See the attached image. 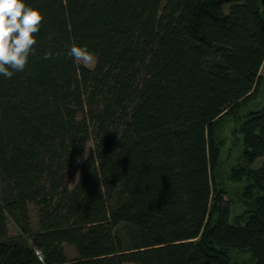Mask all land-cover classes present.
Segmentation results:
<instances>
[{"label": "trees", "instance_id": "1", "mask_svg": "<svg viewBox=\"0 0 264 264\" xmlns=\"http://www.w3.org/2000/svg\"><path fill=\"white\" fill-rule=\"evenodd\" d=\"M26 2L44 19L0 76V264H264V101L238 124L254 207L233 217L212 176L216 120L258 88L264 0Z\"/></svg>", "mask_w": 264, "mask_h": 264}, {"label": "rangeland", "instance_id": "2", "mask_svg": "<svg viewBox=\"0 0 264 264\" xmlns=\"http://www.w3.org/2000/svg\"><path fill=\"white\" fill-rule=\"evenodd\" d=\"M83 64V63H81ZM89 68L95 65V59L91 64H83ZM259 84L254 97L242 106L221 115L216 120L213 139L217 146V165L213 172V183L216 188L223 192L225 199L231 203L232 216L243 217L251 210L259 197L256 189L252 186L250 170L260 164L256 160L253 164H247L243 152L242 135L238 131L240 120L250 110L259 108L264 101V62L259 70ZM93 149V143H87L86 152ZM77 173L72 176L70 186L75 184ZM29 213L32 228L37 227L36 208L30 204ZM7 226L12 236L19 234V229L14 222L8 218ZM65 252L69 258H73L76 252L71 246L64 245ZM230 264H253V257L249 251L232 250L227 253Z\"/></svg>", "mask_w": 264, "mask_h": 264}, {"label": "clouds", "instance_id": "3", "mask_svg": "<svg viewBox=\"0 0 264 264\" xmlns=\"http://www.w3.org/2000/svg\"><path fill=\"white\" fill-rule=\"evenodd\" d=\"M44 14L26 0H0V76L11 79L15 72L24 71L29 57L35 55L37 34ZM54 55L49 49L43 58ZM78 66L91 64L96 54L85 46L71 45L66 53Z\"/></svg>", "mask_w": 264, "mask_h": 264}]
</instances>
